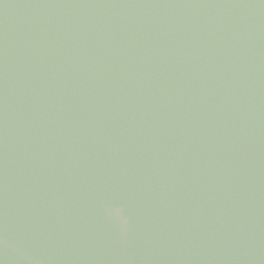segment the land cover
Instances as JSON below:
<instances>
[{
	"label": "water",
	"instance_id": "water-1",
	"mask_svg": "<svg viewBox=\"0 0 264 264\" xmlns=\"http://www.w3.org/2000/svg\"><path fill=\"white\" fill-rule=\"evenodd\" d=\"M0 264H264V0H0Z\"/></svg>",
	"mask_w": 264,
	"mask_h": 264
}]
</instances>
